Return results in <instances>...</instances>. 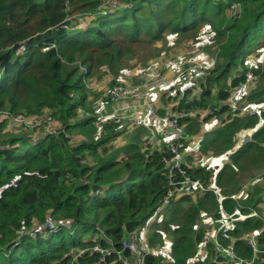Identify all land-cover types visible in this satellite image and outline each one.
Wrapping results in <instances>:
<instances>
[{
    "label": "trees",
    "instance_id": "16d2710c",
    "mask_svg": "<svg viewBox=\"0 0 264 264\" xmlns=\"http://www.w3.org/2000/svg\"><path fill=\"white\" fill-rule=\"evenodd\" d=\"M232 4L240 5L239 13L232 12ZM205 27L215 37L214 67L195 83L183 84L187 73H182V85L172 84L160 102H176L171 111L182 114L178 122L192 136L181 150L194 146L207 155L192 164L189 154L191 164L183 168L206 185L213 177L223 208L237 217L234 250L251 258L246 236L263 223L250 213L263 212L264 180L239 191L248 172L253 176L248 165L264 166V111L231 114L226 103L247 71L255 79L239 104L264 103V55L247 61L264 47V0H0V264H107L92 246L118 248L126 232L160 215L151 224L153 251L144 264H166L167 256L171 264H187L202 238L200 215L222 219L216 196L211 191L195 200L182 195L157 212L170 187L162 135L158 145L143 149L144 129L105 123L98 133L93 113L79 117L77 108L92 112L84 77L102 66L117 73L127 56L145 43L154 45L166 32L197 36ZM43 108L64 131L36 140L25 132H5L8 118ZM213 118L220 124L202 133ZM243 132H250L251 140L241 142ZM65 133L82 138L71 141ZM219 156L225 158L222 164ZM168 237L164 255L156 246ZM257 244L264 248V230ZM80 249L88 250L78 255ZM215 255L209 245L205 259L195 264H210ZM262 256L258 264H264Z\"/></svg>",
    "mask_w": 264,
    "mask_h": 264
},
{
    "label": "built area",
    "instance_id": "2783aa9c",
    "mask_svg": "<svg viewBox=\"0 0 264 264\" xmlns=\"http://www.w3.org/2000/svg\"><path fill=\"white\" fill-rule=\"evenodd\" d=\"M115 3L116 1L113 4ZM231 10L234 14L239 13L240 5L232 4ZM19 50L24 51V46L21 45ZM206 68L205 63L193 57L173 58L166 63L154 61L140 70L133 79L125 81L115 80L113 76L107 75V73L110 75L112 73L106 66H103L102 73H104V76L102 79L97 80L95 76L84 77L85 87L93 93V96L89 98L92 112L78 107L77 114L82 117L93 113L98 133L103 130L105 123L123 126L127 131H131L134 128L144 129L145 132L141 137V142L142 144L144 143L143 149H147L151 145H158L159 135H162L169 151V155L164 156L163 160L167 169L170 187L166 191L157 212L161 213L166 206L182 195L200 196L211 191L216 196L222 219L216 221L211 214L207 213L200 215V224L208 222L209 225L203 228L202 238L198 244L197 251L188 259L187 264L203 261L209 245H212V250L216 253L211 258L210 264H258L256 260L259 258L260 253H262V259H264V248L260 249L257 244V236L264 230V209L261 215L256 210H252L250 213V215L259 216L263 221L260 229L246 236L247 245L252 249L251 258L247 260L238 257L234 250L231 234L237 217L223 208L222 196L213 182V177L210 179V183L206 185L201 178L191 176L183 168V166L189 167L191 163L201 162V158L204 157L201 152L195 150L194 146L186 151L181 150L183 142H189L192 136L186 133L184 126L178 122V117L182 116V114L175 115L171 111L172 105L176 102L165 103L164 105L158 104L163 94L169 92L174 79L178 80L181 74L186 72L183 84L195 83L205 75L204 70ZM85 71V69L84 71L80 70L82 73ZM89 78L91 79L86 82ZM254 79L253 73L247 71L244 81L235 87L226 103L231 114L236 113L238 110L248 114L264 111V103L244 107L239 104V99L244 96L247 86ZM200 89L201 85L198 82L196 90L200 91ZM161 107L164 108L163 114L160 112ZM189 114L193 115V113ZM5 130L13 133L25 132L30 138L36 140L47 134L57 135L64 131V127L53 116L49 108H43L35 115L26 116L20 114L8 118ZM65 136L70 137L71 141L82 138L80 135H71L69 133H65ZM249 140H251V135L245 136L241 139V142L244 143ZM189 154L192 156L191 163L188 161ZM81 162L86 163L87 160L81 159ZM249 187L248 182L242 185L239 192L245 193ZM238 197V194L235 195V200ZM154 218L157 217L153 216L140 229L126 232L121 240L120 247L103 248L95 244L90 248V251L98 252L100 254L99 261L107 262V264H116V262H119V264H144L145 255L153 251L148 235L151 229V221ZM47 225L52 227L54 224L51 220H48ZM20 232L22 233V231ZM222 240L227 241V243L223 244ZM86 250L88 249H80L77 254L82 255ZM78 255H75V258ZM109 256H113V258L107 261ZM218 256H221L222 259H219ZM164 260L166 264H171L168 256Z\"/></svg>",
    "mask_w": 264,
    "mask_h": 264
},
{
    "label": "rangeland",
    "instance_id": "374dc122",
    "mask_svg": "<svg viewBox=\"0 0 264 264\" xmlns=\"http://www.w3.org/2000/svg\"><path fill=\"white\" fill-rule=\"evenodd\" d=\"M78 21H80L83 24L86 23V21H83V20H78ZM214 38H215L214 35L211 33V31L207 27L201 29L197 36L191 35V36H187V37H181L179 35L174 36V35L166 32L165 35L158 42H156L154 45L149 44V43H145L144 46L139 48V51H137L136 54L132 55L131 57L127 56L124 63L118 69L117 73H114L113 71H111L112 74L110 75L109 73H107V75L113 76L115 78V80L129 81V80L133 79L134 76L136 74H138V72L140 70H142L144 67H146L147 65H149L150 63H152L154 61H161L162 63H166L170 59L182 58V57H193L197 60H201L207 66V68L204 70V72L206 74V73H208V71L211 68L214 67L215 62H216V46H215V43L213 40ZM259 49H262V50L254 51L252 54H250L247 57V61L253 60L254 57H256V56L264 55V47L259 48ZM262 60H264V59H262ZM102 68H103V66L99 69V71L96 74L91 75V76H95L97 78V80L102 79V77L104 76V73H102ZM80 70L84 71V68L80 67ZM90 79L91 78L87 79L86 82ZM179 80H180V78H178V80L174 79L172 84H174V85L180 84ZM87 92L90 95V97L93 95V93L90 90H87ZM90 97H88V100ZM170 102H172V101H170ZM158 104L164 105L165 103L163 104L162 102H159ZM219 124L220 123L218 120H216L214 118L210 119L205 125H202V133L210 131L211 129H213L214 127H216ZM7 131L8 130H5V132H7ZM8 132H10V131H8ZM247 133H249V134H247ZM25 134L27 135V133H25ZM242 134L243 135H240L239 139H243L245 136L247 137V136L251 135L250 132H243ZM22 135H24V134H22ZM121 138L123 141L129 140L128 139L129 137H127V135H123V136H121ZM208 156L212 157L210 153L208 154ZM203 157L206 158L207 155H204ZM222 157H224V156H222ZM209 160H212V158H209ZM216 161H217V163L221 164V160L216 159ZM86 163L91 164V160L90 159H89V161L87 160ZM248 169L253 174V176H250V174L248 172V175L245 176L243 179V181L245 180L243 185L248 183V182H249V184L251 182H253V184H254L256 182L259 183L260 181L264 180V173H263L264 166L261 167L260 169H255L252 167V165H248ZM196 196L197 195H193V196H190V198L192 200H195ZM161 217H162V215H160L159 218H154L151 221V223H154L155 221L160 220ZM208 225H209L208 222H202L200 224V226L202 228H205ZM168 239H170V237L165 238L163 243L160 246H156V247L161 249V251L163 252L164 255H166L169 251L170 240H168Z\"/></svg>",
    "mask_w": 264,
    "mask_h": 264
},
{
    "label": "crops",
    "instance_id": "0c3cea01",
    "mask_svg": "<svg viewBox=\"0 0 264 264\" xmlns=\"http://www.w3.org/2000/svg\"><path fill=\"white\" fill-rule=\"evenodd\" d=\"M217 160H221V164L225 161V158H223L222 156H219L218 158H217ZM217 164H219V163H217Z\"/></svg>",
    "mask_w": 264,
    "mask_h": 264
}]
</instances>
